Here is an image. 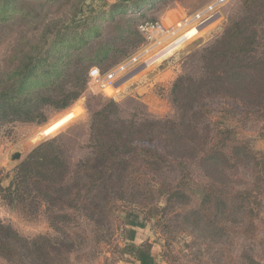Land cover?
Wrapping results in <instances>:
<instances>
[{
    "label": "trees",
    "instance_id": "trees-1",
    "mask_svg": "<svg viewBox=\"0 0 264 264\" xmlns=\"http://www.w3.org/2000/svg\"><path fill=\"white\" fill-rule=\"evenodd\" d=\"M60 1L0 0V26H22L0 71V128L43 122L48 108L79 99L89 71L99 66L108 72L117 53L109 43L90 51L107 19L141 16L168 2L104 0L111 8L98 13L92 7L99 0H63L55 7ZM242 3V15L204 49L201 75L175 81L176 119L126 120L116 104L105 105L92 116L84 160L70 167L56 147L19 172L16 190L28 182L37 188L56 236L26 240L0 221V264H77L83 238L74 217L109 228L120 201L147 209V221L174 208L196 238L222 247L248 243L231 264H264L256 257L258 248L264 254V149L257 150L240 130L251 120L264 122V0ZM147 23L157 21L140 23L139 33ZM214 100L221 103L216 117ZM258 138L264 142V123ZM160 256L162 263L177 264L167 245Z\"/></svg>",
    "mask_w": 264,
    "mask_h": 264
},
{
    "label": "rangeland",
    "instance_id": "rangeland-1",
    "mask_svg": "<svg viewBox=\"0 0 264 264\" xmlns=\"http://www.w3.org/2000/svg\"><path fill=\"white\" fill-rule=\"evenodd\" d=\"M213 1L215 0H168L166 4L158 5L141 16L140 13L129 12L117 15L114 19L108 18L100 38L94 41L90 51L96 48V43H109L113 46L117 53L111 55L108 63L109 69H112L137 52L144 43L143 35L137 30L140 23L155 20L171 27L181 18L196 13ZM63 2L60 1L55 7ZM93 5L92 9L98 13L111 8L104 0L95 1ZM220 12V21L202 33H192L178 39L164 52V49L159 51L162 53L157 62L120 90L103 93L95 88H86L79 99H73L64 108H48L43 122L2 126L0 221L11 225L26 240L38 236H56L46 218L45 200L37 188L28 182L21 190H16L14 181L19 172L29 162L35 161L34 157L51 152L56 147L61 148L70 167L84 160L89 154L92 116L105 105L116 104L121 118L126 120L176 119L178 110L172 94L175 81L183 75H201L204 49L213 44L242 15V0H227ZM128 18L131 21L127 25ZM21 29L19 21L12 22L7 27L0 26V71L14 53ZM127 30L131 34L123 33ZM220 105L217 100L210 103L213 117L218 115ZM263 123L251 120L240 126L241 133L249 137L257 150L264 149V142L258 138ZM42 149H45L43 153ZM17 154L20 155L19 159H13ZM191 169L194 179L202 181L197 167L194 165ZM119 205L109 228L98 227L79 214L74 217L75 232L83 238L79 246L80 252H77V257L74 256L77 264H139L137 257L140 253L150 251L160 257V264H165L160 256L165 245L169 246V250L178 259L177 264H231L233 258L236 259L248 248V243L242 241L235 246L222 247L192 236L181 216L174 214L177 212L174 208L167 216L159 214L157 219L147 221L144 218L148 213L147 209H140L137 204L126 201H120ZM159 205L161 208L166 206L164 200ZM260 236H264V228L261 229ZM256 253L259 260H264L260 248Z\"/></svg>",
    "mask_w": 264,
    "mask_h": 264
},
{
    "label": "built area",
    "instance_id": "built-area-1",
    "mask_svg": "<svg viewBox=\"0 0 264 264\" xmlns=\"http://www.w3.org/2000/svg\"><path fill=\"white\" fill-rule=\"evenodd\" d=\"M226 3L227 0H215L196 13L181 18L171 27L161 22L142 25L140 32L144 37V43L137 52L106 73H102L98 68H92L89 71L87 88H95L103 93L108 90H120L133 78L152 67L159 55L178 39L192 33L194 35L202 33L220 21L222 19L220 11ZM162 49L164 50L159 53Z\"/></svg>",
    "mask_w": 264,
    "mask_h": 264
},
{
    "label": "crops",
    "instance_id": "crops-1",
    "mask_svg": "<svg viewBox=\"0 0 264 264\" xmlns=\"http://www.w3.org/2000/svg\"><path fill=\"white\" fill-rule=\"evenodd\" d=\"M139 264H160V257L150 252H142L139 257H137Z\"/></svg>",
    "mask_w": 264,
    "mask_h": 264
},
{
    "label": "water",
    "instance_id": "water-1",
    "mask_svg": "<svg viewBox=\"0 0 264 264\" xmlns=\"http://www.w3.org/2000/svg\"><path fill=\"white\" fill-rule=\"evenodd\" d=\"M19 157H20V155L17 154V155H15V156L13 157V159H19Z\"/></svg>",
    "mask_w": 264,
    "mask_h": 264
}]
</instances>
